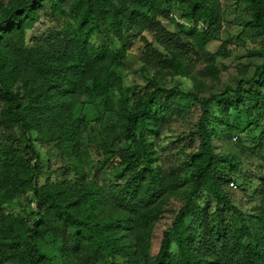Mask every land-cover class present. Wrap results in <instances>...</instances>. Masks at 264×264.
<instances>
[{"label": "trees", "instance_id": "16d2710c", "mask_svg": "<svg viewBox=\"0 0 264 264\" xmlns=\"http://www.w3.org/2000/svg\"><path fill=\"white\" fill-rule=\"evenodd\" d=\"M231 1L264 52V0H0V264H264V181L240 207L230 183L242 163L216 145L264 140V62L214 86L211 45L230 43ZM136 40L152 77L132 98L114 68ZM177 77L188 91L165 85ZM114 90L109 129L78 114L84 97ZM174 96L200 106L180 140L169 122L180 111L161 102Z\"/></svg>", "mask_w": 264, "mask_h": 264}, {"label": "rangeland", "instance_id": "374dc122", "mask_svg": "<svg viewBox=\"0 0 264 264\" xmlns=\"http://www.w3.org/2000/svg\"><path fill=\"white\" fill-rule=\"evenodd\" d=\"M225 7L228 10L229 20L223 35L226 36V39L227 37L230 38V43L227 45L226 49H223L222 41H216L211 45L213 51L222 50V55H220L218 59V65L221 68V82L214 84L216 88H221L225 85H236L239 78L251 76L256 66L264 62V52L261 51L262 43L250 31H241L242 28L239 26L243 20L248 17L249 12L246 11L245 7H237L236 3L232 1L231 3H226ZM167 25L170 29L176 30L174 24L167 22ZM42 31L40 27L32 30L29 34V39ZM134 33H136L135 30H130L128 32L129 35H133ZM227 34L229 36H227ZM141 47V41L136 40L131 48L130 57L125 60L123 64L114 68V71L127 79L126 92L132 98L146 92L150 85V77H152V71L149 69L147 70L146 67L140 64L139 52ZM165 85L168 88L178 85L184 91L190 89V85L187 81L179 77H177L174 82L165 81ZM119 98L120 93L117 90H114L103 100L96 98L94 95L86 96L84 97L82 105L79 107L78 114H87V117L92 120L99 117L102 119L103 127L109 129L111 123H113L117 117L116 113ZM161 102L167 105V109L169 110L175 108L176 111H180L172 114L169 119L173 127L172 132L174 133V140L176 138L180 140L181 138H179V135L181 132L192 128L197 121L200 113V106L193 98L182 96L161 97ZM167 129L169 130L168 127ZM186 144L187 139H183L178 147H185ZM216 145L218 146V151L224 149L228 152H232L241 161L242 165L238 172L235 173V171H233L232 174H236L237 176L245 174L246 178H242L243 180L241 181L237 180L236 188L230 187L233 188L236 204L240 207H244V209H248L251 203L256 202L262 193L261 186L264 181V140L258 145H256L255 142L247 141L243 145L245 148L237 145L234 139L217 141ZM173 149H175L173 150L174 152L179 151V148H176V146L175 148L173 147ZM180 203V200L175 199L160 220L154 237V245L161 240L163 230L171 225ZM231 216L232 215H230V217Z\"/></svg>", "mask_w": 264, "mask_h": 264}, {"label": "built area", "instance_id": "2783aa9c", "mask_svg": "<svg viewBox=\"0 0 264 264\" xmlns=\"http://www.w3.org/2000/svg\"><path fill=\"white\" fill-rule=\"evenodd\" d=\"M230 186H232V187H237V185H236V183L234 182V181H232L231 183H230Z\"/></svg>", "mask_w": 264, "mask_h": 264}]
</instances>
